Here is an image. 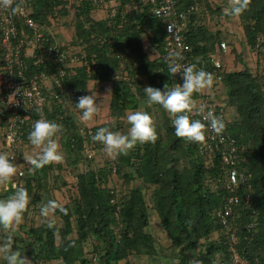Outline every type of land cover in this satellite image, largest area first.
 Masks as SVG:
<instances>
[{
	"label": "trees",
	"instance_id": "trees-1",
	"mask_svg": "<svg viewBox=\"0 0 264 264\" xmlns=\"http://www.w3.org/2000/svg\"><path fill=\"white\" fill-rule=\"evenodd\" d=\"M120 1L116 15L108 16L110 9L106 8L107 16L98 18L93 16V11L104 7L94 6L89 0H83V6L77 5V12L73 6L76 3L69 0H34V18L48 26H51L49 16L60 24L62 16L70 14L68 7L76 13V37L70 42H80L81 53L84 52L85 57L75 74L64 80L66 91L63 102L66 96L72 99L75 96L77 101L86 93L89 81H111V118H118L119 113L124 114L128 109L138 108L140 102L147 98L143 87L163 88L165 84L174 87L182 82L177 75L168 72L170 60L163 48L167 19L154 16L150 4H145L144 0ZM132 2L139 3L141 9L126 12L125 5ZM211 2L178 0L177 6L179 10L185 11L196 6L195 10L187 11L185 37L192 47L188 56H192L193 61L207 72H212L210 56L220 46L218 38L220 42L224 38L222 31L213 32L209 27L210 19L223 8L222 5L216 8ZM238 18L247 45L252 49L264 48V0H248L247 9ZM145 36L150 47L158 49V57L151 58L146 51ZM62 39H65L64 36ZM51 65L48 66L51 68ZM48 66L42 65L37 70L49 69ZM258 69V72L253 73L245 66L239 71L223 72L227 93L223 95L222 101L227 108H235L237 113L234 121L229 119V132L237 138L241 148L239 169L246 171L252 183L250 202L242 201L235 205L229 216V223L236 227V248L248 264H264V73H261L264 70ZM144 71L147 73L146 82L141 78ZM198 97L199 93L195 94L194 99ZM159 108L165 120V136L159 133L155 143H144L138 148L136 145L126 154L116 156L113 165L107 161L97 168L89 163L95 156L87 158L84 137L80 135L71 116L66 115L65 111V120L58 121L53 111H45L46 119L62 125L60 133L65 138L64 145L74 158L69 163L84 161V170L78 174V197L72 199V204L61 208L62 227L49 224L29 229L34 240L44 242L41 244L43 248L36 249L38 257L47 254L49 259L59 260L63 264H91L97 254L99 264H131L133 253L150 256L159 254L160 244L148 231L151 211L143 190L132 187L131 192L119 195V203L111 202L114 194L108 185L113 180V168L116 167L118 173L125 172V168L132 164L137 149L143 152L142 159L130 173L136 174L144 185L153 188V207L171 240L173 254L180 257L179 264H186L189 259L187 252L194 254L196 250L201 264H225L229 258V246L225 243L227 229L217 215L225 199L232 195L226 186L225 165L220 154L217 153L213 161L209 162L200 153L198 143L177 137L171 124V115L161 106ZM146 111L150 112L148 109ZM8 115L9 112H5L0 117V138L7 129ZM32 119L36 121L40 115L34 113ZM119 119L116 125L108 121L87 129L85 135L88 141L94 143L91 136L100 127L108 126L114 130V125L117 127L120 123ZM30 131L25 128L24 139H28ZM98 144V147H95L96 142L94 144L96 150L102 148ZM190 155L192 159L186 163L184 159ZM20 158L26 161L22 153ZM53 169V163L40 169L30 165L25 168L22 181L29 187L39 186L40 182L53 175ZM125 174L131 178L128 173ZM13 180L8 184L9 188L4 189L0 199L12 194ZM248 191L241 187L238 193L243 196ZM33 192L32 204H35L36 189ZM29 209L30 204L27 211ZM74 230L77 237L69 241L68 236ZM18 233L15 229L14 246L22 249L18 243ZM214 233H217L215 238ZM7 234L0 229V241ZM56 234L65 241L63 250L57 249ZM91 237L97 240L98 248L101 249L87 255L85 246ZM217 253L223 256L224 261H215Z\"/></svg>",
	"mask_w": 264,
	"mask_h": 264
},
{
	"label": "built area",
	"instance_id": "built-area-1",
	"mask_svg": "<svg viewBox=\"0 0 264 264\" xmlns=\"http://www.w3.org/2000/svg\"><path fill=\"white\" fill-rule=\"evenodd\" d=\"M76 1L80 0H73ZM89 1L94 6L109 8L108 16L117 13L119 6L117 0ZM145 3L150 4L154 16L167 19L163 48L169 60L179 57L181 58L179 62L182 64H195L198 68H202L193 61L192 56H188L192 47L185 37L188 25L187 11L195 10L196 6H191L190 10L185 11L178 9V0H145ZM33 7L34 0H10L9 8L0 7V117H3L5 112H9L7 129L0 138V151L8 153L17 167L12 187L22 184L25 168L30 166L27 161L21 160L20 153L25 145L33 147L28 139L23 138L25 128L31 129L35 122L32 115L37 113L40 118H44V113L48 110L54 112L56 120H65V105L62 98L66 91L64 80L75 74V67L80 66L85 57L84 52L81 53L82 48L79 43L59 40L57 32L51 26L35 19ZM13 8L15 12L12 11ZM218 49L221 54H227L228 42L222 40L219 48L211 53L212 72L210 73L213 75V83L199 92L195 104L221 117L225 122V128L219 134L209 133L205 141L198 144L200 153L206 156L209 162L213 161L217 153L220 154L225 165L226 186L232 191V195L225 199V203L217 213L227 229L225 243L229 246V258L225 264H248L236 248V227L229 223V216L235 205H239L242 201L250 202L252 183L246 171L239 169L241 148L237 138L229 132L230 121L225 105L213 98L214 87L223 86V72H226L225 63L214 57ZM49 64H53L51 68ZM42 65L48 66L49 69L37 70ZM176 75L182 81L181 75L179 73ZM17 89L19 93L16 92ZM194 118L200 119L201 116L194 113ZM85 152L89 159L95 156L92 141ZM113 172H116V167L113 168ZM111 183L112 181L108 185L114 194L111 202L117 204L119 195L115 194L117 191ZM241 187L249 190L243 196L238 193ZM6 188L8 189L9 186ZM219 259L224 261L222 255H219ZM91 264H99L97 254L92 258Z\"/></svg>",
	"mask_w": 264,
	"mask_h": 264
},
{
	"label": "clouds",
	"instance_id": "clouds-1",
	"mask_svg": "<svg viewBox=\"0 0 264 264\" xmlns=\"http://www.w3.org/2000/svg\"><path fill=\"white\" fill-rule=\"evenodd\" d=\"M9 6L10 0H0V7L7 9ZM247 7L248 0H231L229 14L238 17ZM12 11L15 12V8ZM179 59L181 58L177 57L170 61L168 72L172 75L179 73L182 83L174 87L165 84L163 88L146 86L143 87V90L149 104L159 105L171 115V124L177 137L195 143H203L209 133L219 134L225 128V122L221 117L210 110L206 111L203 106L197 107L195 104V94L212 85L213 75L203 68H198L195 64H182ZM223 86L225 87L224 82ZM88 90L91 94L80 96L74 104L79 110L81 122L92 120L99 110L97 96L91 89ZM16 92L19 93V89ZM213 94L215 100H220L218 99L220 93L214 92ZM221 103H224L229 118L225 102L221 101ZM194 113L201 118H194ZM126 121L128 124L126 131L111 130L110 127L104 126L98 128L91 136L94 142L103 146V150L109 157L126 154L137 144L155 143L157 140L156 125L149 112L130 111L126 115ZM61 130V124L43 117L34 122L28 133V140L36 152L35 155L25 157V160L33 168L40 169L48 164L62 161L63 154L58 142V133ZM12 160L13 158L8 153L0 152V179L7 180L16 174L17 167ZM30 199L28 190L23 186H14L11 195L0 199V229L8 233L0 241V264H29L21 250L14 246V232L15 226H18L23 220ZM54 207V202L50 201L41 209V214L48 215ZM219 255L220 253H217L214 256L217 262H219Z\"/></svg>",
	"mask_w": 264,
	"mask_h": 264
},
{
	"label": "rangeland",
	"instance_id": "rangeland-1",
	"mask_svg": "<svg viewBox=\"0 0 264 264\" xmlns=\"http://www.w3.org/2000/svg\"><path fill=\"white\" fill-rule=\"evenodd\" d=\"M118 4L120 5V0H117ZM214 4V7H218L219 5H222V10L219 13H215L214 16L210 19L209 21V27L213 32H217V31H222L223 32V37L230 43L229 44V49L231 48V53H233V64L237 65L239 63H246V65H248V61H249V54H247V52H251L253 54L252 58L255 56L257 58L256 61L255 59L252 61H249L250 63H253L254 65L256 64L259 65L260 68H262V70H264V48H261L260 50H258L257 48L252 49L249 45H247L246 43V39L244 36V32L242 30V25H240V19L237 16H230L228 15L229 13V8H230V3L231 0H211ZM145 3V0L143 1ZM146 4V3H145ZM139 3L136 2H132L129 3L127 5H125L124 9L126 12H135L138 9H141L139 7ZM119 7V6H118ZM33 11H34V7H33ZM68 11L69 13H71L70 8L68 7ZM72 14V13H71ZM70 14V15H71ZM228 15V16H227ZM52 17L49 16V20L51 22V27L53 28V30H55L58 34V39L62 40L63 38V34L61 32L58 31V27L59 24L56 23V21H53L51 19ZM62 19V18H61ZM65 38V37H64ZM222 38V40H225ZM231 39V40H230ZM218 43H220V38H218ZM77 43L80 44V42L76 41ZM237 42V43H235ZM235 43V44H234ZM149 40L148 37H144V47L146 48V51L149 53L151 58H155L158 57L159 53H158V49H155L153 47H150L149 45ZM236 44L239 45V50L236 48ZM81 45V44H80ZM82 48V46H81ZM219 48V47H217ZM216 50V48L214 49V51ZM249 50V51H247ZM213 51V52H214ZM247 51V52H246ZM262 51V52H261ZM260 52V53H259ZM263 53V54H262ZM259 54H261V56H259ZM215 58H219L223 61V63L226 62L225 59V55L220 53V50L218 49V51L216 52V54L214 55ZM248 60V61H247ZM245 61V62H244ZM79 67H75L74 71H76ZM254 68V66H253ZM264 73V72H261ZM141 78L146 82L147 81V73L144 71ZM226 86H220V87H214V92L216 94L222 95L221 98L218 97L217 100L218 102L222 101V97L223 95H225L227 93L226 90ZM106 90V88L104 89ZM223 94H222V93ZM106 93V92H104ZM109 95V94H108ZM105 96V94H104ZM73 97V96H72ZM108 98L104 99L101 103V115L100 118L96 119L95 123H105L107 120H110V112H109V107L106 105V100ZM75 96L72 98H68L66 96V99H64L63 104L65 105V111H66V115H70L71 119L74 121L75 125L79 128V133L81 136L84 137L85 140V149L89 146V144H91V142L88 141L87 135L85 131L90 130L91 128L95 127L96 125L99 124H93L92 122H90V124L86 126L85 122H81L80 121V115L78 114V110H76L75 107ZM106 106V107H105ZM159 105H155V104H149L147 102V98L144 102H140L139 107L136 109H128L127 111H125L124 114H120L119 116H117L118 118H116L115 116H113V123L115 122L116 125V120H118L120 123L117 125V127L114 125V130H120V131H126L128 124L126 121V115L127 113H129L130 111H134V110H142V111H146V109H148L151 114V116L153 117V120L155 122L156 125V129H157V135L159 133H162L161 135H166V129H165V120L163 117V112L162 109L159 108ZM102 108H104V110H102ZM230 114H232L230 116ZM236 111L235 108H232L230 110L229 108V119L233 120L236 119ZM45 118V117H44ZM92 121V120H90ZM89 123V121H88ZM81 129V130H80ZM64 136L62 133H58V142L60 145V148L65 147L64 144H66L64 142ZM95 144V142L93 143V145ZM144 144V143H143ZM143 144H137V148L138 146H142ZM98 142H96V146L98 147ZM102 146V145H101ZM135 148V147H134ZM97 149V148H96ZM95 153V157L92 159L93 161H90L89 163H91L92 167L97 168L99 165H103L105 162L109 161L110 163H112V165L114 164L115 161V157H109L105 151L103 150V146L102 148H99V150H96ZM61 150V149H60ZM1 152V151H0ZM62 154L64 152L63 157L65 158V161L67 163L71 162L72 163V158L69 153V150H66V147L63 148V150L61 151ZM142 154L143 152H138L137 149H135V154L133 157V161L131 165H128L127 168H125V172H112L114 175L112 176L111 179L112 183L111 185H113L114 189L117 191L118 195H123L126 194V191L131 192L130 189L138 187L141 188L145 194V198L147 200V204L149 205V210L150 212V226L148 227V231L151 232L153 234V237H155V239L158 241L159 245V254L157 255H146V254H137V253H133L132 256L130 257V261L131 264H179L180 263V257L178 256V254L175 255V253L173 254V247H171V240L169 238V236L167 235V233L165 232V230L163 229V226L161 224V220L159 218L158 212L156 211V209L153 207V198H152V187H148L146 185L143 184L141 178L139 176L135 175H131L130 171H133L135 167H137L142 159ZM74 156V154H72ZM192 159V156H188L187 158L184 159V161L189 162ZM186 162V163H187ZM70 165V163H69ZM67 165L68 167H64L63 169L65 170V174L68 175L67 171L70 169L71 172L73 173V177H75L76 173H79L78 169H74L73 165ZM71 167V168H69ZM74 169V170H72ZM128 173L131 178H128V175L125 174ZM64 175V174H63ZM54 178V176H53ZM56 179V176H55ZM63 179H65V177H63ZM127 179H132L133 181H129ZM128 189V190H127ZM39 223L40 220L37 219ZM50 220V219H49ZM46 222V220H45ZM58 222V221H57ZM16 229V228H15ZM217 236V233L213 234V238H215ZM59 241V240H58ZM160 241V242H159ZM162 241V243H161ZM59 246L57 249H61L60 245H63L64 243L59 241ZM24 247V246H23ZM86 249V254L89 255L90 253L93 252H97L99 251L101 248H98V244H97V240L94 238H90L85 246ZM22 252V255H26L25 252L26 250H24L23 248L20 249ZM164 251V252H163ZM189 257H191L192 259H194L195 255L197 254V250L195 251V253L193 254L192 252H187ZM160 257L162 258V260L160 259ZM53 259H49L47 254H44L42 257H39V259H35L34 256H32V258H27V261L29 262V264H63L62 262L58 263V261H52ZM188 260V259H187ZM194 262L191 261V264H193ZM186 264H189V262H187Z\"/></svg>",
	"mask_w": 264,
	"mask_h": 264
},
{
	"label": "crops",
	"instance_id": "crops-1",
	"mask_svg": "<svg viewBox=\"0 0 264 264\" xmlns=\"http://www.w3.org/2000/svg\"><path fill=\"white\" fill-rule=\"evenodd\" d=\"M70 2L73 0H69ZM79 2V3H77ZM76 5L74 4V9L77 12V5H82L83 6V0L80 1H76L75 2ZM72 13V14H71ZM69 15H64L62 16V22H60L59 27H58V31L61 32L63 34V36L65 37L66 41L67 40H72L76 37V13L75 12H71ZM93 16L94 17H98V18H104L107 16V10L106 8H100L97 9L95 11H93ZM231 40V39H230ZM237 43V42H235ZM234 43V44H235ZM231 48L230 47V51L225 54V67L227 72L229 71H233V70H242L244 69L245 66L249 67V70L253 73H256L259 71V65L256 66V64L254 65L253 63H250L249 61L254 60L257 57H253V54L251 52H247L249 50H247V54H249V61H248V65H246V63L242 64L239 63L237 65L233 64L232 60H233V53H231ZM236 48L239 50V45L236 44ZM256 61V59H255ZM245 62V61H244ZM254 66V68H253ZM261 67V66H260ZM87 88L91 89L95 95L97 96V102L99 103V110L98 113L93 117L92 121L85 122L86 126L87 124L89 125L90 122H92L93 124L96 122V119L100 118L101 115V102L108 98L105 102L106 105L109 107L110 105V101H111V91H112V82L111 81H105V82H96V81H89L87 84ZM106 88V90H104ZM86 89V93L84 95H90L91 92ZM106 92V93H104ZM222 93V92H221ZM105 94V96H104ZM109 94V95H108ZM223 94V93H222ZM222 96V95H220ZM218 96V97H220ZM198 99L195 100V102ZM106 107V106H105ZM232 108H230L231 110ZM78 110V109H76ZM102 110H104V108H102ZM228 112H229V107L227 108ZM78 114L79 110H78ZM108 122V120L106 121ZM109 122H113V118L110 117ZM95 124H100V123H95ZM61 145V144H60ZM65 148V147H63ZM63 148H60L61 151L63 150ZM36 150L33 147H28L25 145V147L23 146L21 149V153L23 155V158H25L26 156H30V155H35ZM64 155V152H63ZM70 156V155H68ZM74 159V158H73ZM84 162V161H83ZM81 162L79 164L74 163L70 164L73 165L74 169H78L79 173L82 172L84 170V163ZM54 169L52 171L53 175H51L50 178L48 179H44L43 182H40L39 186H35V187H29L28 184L23 180L22 184L20 186L25 187L28 192L29 195L31 197L30 199V209L27 211L26 216L24 215L22 222L18 225L15 226V228L17 229V231H19L18 236H19V246L20 248H23L24 250H26L25 254L23 255L26 259L27 258H32V256H34L35 259H39L38 254H37V247H41L43 248V245L41 246V244H44V242H39L37 240L33 239V236L31 234H29V229L31 227H40V226H44V225H49V224H56L58 225V227H62V214H61V208L65 205L68 204H72V199L75 197H78V174L76 173L74 175H76L75 177H73V173L71 172V170L69 169L67 171L68 175L65 174V170L63 169L64 167H68L67 165H69L66 161L65 158L63 157L62 161L60 162H54ZM69 165V166H70ZM71 168V167H69ZM72 169V170H74ZM64 174V175H63ZM54 176V178H53ZM56 176V179H55ZM63 177H65V179H63ZM13 178H16V174L13 175L12 177L8 178L7 180H3L0 179V195L2 193H4V189H6V186H9L8 184H10V182L13 180ZM19 187V186H18ZM36 189L37 192V202L35 204H32V197L34 195L33 190ZM12 190H14V187H12ZM13 192V191H12ZM54 202L55 207L52 209V211L49 212L48 215H42L41 214V209L44 208L46 205H48L49 202ZM39 219L41 223L37 222ZM50 219V220H49ZM46 220V222H45ZM58 221V222H57ZM77 237V232L74 230L73 233H71L68 236V240H75ZM94 239V238H93ZM63 242V245L61 246V249H64L65 246V241L62 240L61 236L56 234L55 235V242H56V246H59V241ZM160 242V241H159ZM98 243V242H97ZM162 243V241H161ZM24 246V247H23ZM86 252V249H85ZM160 259L162 260V258L160 257ZM52 261H58V263H60L59 260H55L53 259ZM191 261H193V264H201V262L197 259V254L195 255L194 259H192L191 257H189L188 262L189 264H191Z\"/></svg>",
	"mask_w": 264,
	"mask_h": 264
}]
</instances>
